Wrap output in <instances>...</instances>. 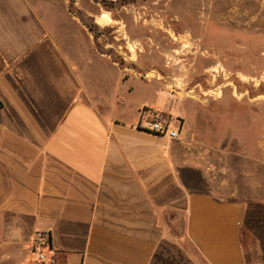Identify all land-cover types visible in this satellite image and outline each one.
Instances as JSON below:
<instances>
[{
    "label": "crops",
    "instance_id": "0c3cea01",
    "mask_svg": "<svg viewBox=\"0 0 264 264\" xmlns=\"http://www.w3.org/2000/svg\"><path fill=\"white\" fill-rule=\"evenodd\" d=\"M49 6L0 0L1 264H36V232L49 236L54 264H159L169 238L192 264H249L243 234L264 204L221 198L196 174L181 179L186 149L141 116L138 125L106 118L87 70L48 28ZM155 90L154 117L193 131L181 109L194 117L196 103Z\"/></svg>",
    "mask_w": 264,
    "mask_h": 264
},
{
    "label": "rangeland",
    "instance_id": "374dc122",
    "mask_svg": "<svg viewBox=\"0 0 264 264\" xmlns=\"http://www.w3.org/2000/svg\"><path fill=\"white\" fill-rule=\"evenodd\" d=\"M48 1L44 20L87 70L89 94L106 118L151 119L160 86L194 101V117L181 109L193 131L167 118L183 126L179 177L196 174L221 198L264 204V0ZM254 222L242 250L246 263L264 264V218ZM158 254L159 264H192L170 238Z\"/></svg>",
    "mask_w": 264,
    "mask_h": 264
},
{
    "label": "built area",
    "instance_id": "2783aa9c",
    "mask_svg": "<svg viewBox=\"0 0 264 264\" xmlns=\"http://www.w3.org/2000/svg\"><path fill=\"white\" fill-rule=\"evenodd\" d=\"M145 129L155 135L165 137L169 140H180L183 136V130L181 125H173L172 122L163 121L160 118L152 117L145 121ZM50 244L49 236L36 232L32 239V245L37 248V264H54L55 259L48 256L44 249Z\"/></svg>",
    "mask_w": 264,
    "mask_h": 264
},
{
    "label": "trees",
    "instance_id": "16d2710c",
    "mask_svg": "<svg viewBox=\"0 0 264 264\" xmlns=\"http://www.w3.org/2000/svg\"><path fill=\"white\" fill-rule=\"evenodd\" d=\"M111 3H112V2H111ZM104 6H107V5L104 4ZM89 30L92 31L91 27H89ZM49 241H50V238H49Z\"/></svg>",
    "mask_w": 264,
    "mask_h": 264
},
{
    "label": "bare ground",
    "instance_id": "6f19581e",
    "mask_svg": "<svg viewBox=\"0 0 264 264\" xmlns=\"http://www.w3.org/2000/svg\"><path fill=\"white\" fill-rule=\"evenodd\" d=\"M100 23L106 24V22H104V21H100Z\"/></svg>",
    "mask_w": 264,
    "mask_h": 264
}]
</instances>
